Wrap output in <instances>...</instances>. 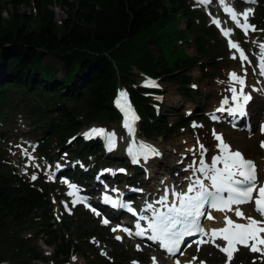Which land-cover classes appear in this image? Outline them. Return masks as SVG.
<instances>
[{
    "label": "trees",
    "instance_id": "obj_1",
    "mask_svg": "<svg viewBox=\"0 0 264 264\" xmlns=\"http://www.w3.org/2000/svg\"><path fill=\"white\" fill-rule=\"evenodd\" d=\"M31 3L34 14L19 12L20 7H30ZM55 4L66 11V18L60 24L50 9ZM261 4L253 24L264 33V2ZM6 6L11 7L7 19L2 16L8 11ZM203 17L192 10L187 0L0 3V144L9 136L7 121L12 120L20 103L32 109L29 115L37 134L41 135L37 142L43 155H49L47 152L54 143L57 148L63 147L62 143L69 137L73 139L69 147L74 146V155L84 159L92 156L101 161L102 145L83 141L76 134L94 122L117 124L112 100L120 86L127 89L140 114L141 134L159 137L166 130L171 131L167 117L172 115L173 108L159 114L155 110L158 103L153 99L157 91L138 87L135 81L142 77L173 83L184 100L198 104L196 91L187 86L188 74L196 67L205 73L209 64L214 70L220 57L214 46L218 43L217 34L212 27L202 25ZM188 43L196 47V56L189 58L183 54L174 61L167 59V54L179 50V44ZM47 58L56 60L60 68L46 65ZM202 59L207 61L202 63ZM32 98L41 106L32 107L28 101ZM196 114L199 116L201 112L196 110ZM52 115L56 116L53 120ZM179 123L186 126L183 119ZM34 186L0 165V231L6 222L20 224L44 210L40 220L41 226L46 227L42 233L47 244L56 247L53 264H62L76 253V245L45 223L52 220L46 211L48 203L41 193L34 191ZM83 235L87 237L90 233ZM21 251L28 263L46 260L33 248ZM4 253L0 248V264L10 259Z\"/></svg>",
    "mask_w": 264,
    "mask_h": 264
},
{
    "label": "rangeland",
    "instance_id": "obj_2",
    "mask_svg": "<svg viewBox=\"0 0 264 264\" xmlns=\"http://www.w3.org/2000/svg\"><path fill=\"white\" fill-rule=\"evenodd\" d=\"M9 1L11 0H0V3L4 4ZM66 1L73 2L74 0ZM196 1L187 0L194 10L200 12L201 9ZM260 1L264 0H254V4L258 5ZM32 8L33 3H31L30 7H20L19 12L30 15L33 13ZM10 9V6L5 7V10L9 11ZM50 9L53 11L55 21L58 24L66 18V11L61 5H52ZM247 9L249 10V8ZM212 10L213 13H220L223 16L220 9L212 7ZM8 11L2 14L5 19L10 16L11 10ZM239 11L241 13L243 9ZM204 20L202 25L209 26L208 20L206 18ZM226 21L227 28L233 31L237 40L244 46L249 57L253 60V56H257L256 48H259L264 43V33L249 29L251 37L246 38L245 35H239L234 26L227 19ZM250 25L253 26L251 22ZM180 28L183 29V25ZM259 34L261 35L259 36ZM180 46H178L179 50L174 51L172 54H167L168 60L174 61L176 58L183 56V54H186L189 58L196 56V47L191 43ZM214 46L220 56L215 62L216 66H213L215 69L213 70L209 64L206 65L205 73H202L200 68L196 67L188 74L190 82L187 86L192 90H196L195 99L198 104L193 105L192 102L184 100L179 95L175 84H167L163 81L157 82L160 89L153 93L155 96L153 99L155 103H158V108L155 110L162 114L167 109L173 108L174 112L167 117L168 125H172V127L171 131L166 130L159 137H147L141 133L139 134V132L137 133L138 127L136 122L134 123L135 135L131 136H135L138 141H142L139 145L148 147L153 154L151 161L143 162L138 160L140 161L139 165L134 162L132 164L128 157V152L130 151L127 150L129 137L126 136L128 134L122 135L114 122H94L90 127L82 128L76 134L83 140L89 141L94 139L93 134L91 136H86V134L92 133V130L97 128L103 130V135L97 139L103 148L101 161L92 156L84 159L76 154L74 155V146L69 147L67 142L64 143L65 140L62 143L63 147L57 148L54 143L50 152H47L49 155H43L37 144V140L40 139L41 135L37 134L34 127L35 124H32V117L29 115L32 109L17 103L15 115L12 116V120L7 121L8 127L6 129L9 136L5 142L0 144V165L17 177L33 181L35 185L34 191L41 193L46 199L48 203L46 211L53 220L50 222L45 221V223L49 226L52 225V230L64 236L66 241L72 240L76 245V253L68 264H150L151 253H147V250L151 249L153 252L154 249L140 245L141 250H138L135 246L136 243L133 241L117 242L115 235L112 233V227L103 226L97 218L92 217L90 214L76 211L72 215L67 214L62 208L64 201L60 199L62 192L58 189L59 186L48 185L40 175L39 169L42 163L43 167L52 160L56 167H67L77 171H84L90 177L92 175L97 177L100 173L99 177L107 179L104 174L115 175L120 177L115 178L113 181H118L121 185H124L125 179L128 178L132 183H135L132 186L137 185L141 188V186L147 185L145 188H155L154 186L160 182L158 179L167 174L162 167H165L164 164L171 166L172 159L182 147L190 144L195 147L197 145L211 147L215 140L214 134H220L224 138L223 142L228 143L232 149L241 152L243 156L256 163L261 180L262 182L264 181V165L261 164V159L264 157V147H262V144H264V128L261 127L264 122V106L261 97V86L256 82L255 67L254 65L249 67L242 63L236 54L227 48L219 36L218 43ZM206 61L207 59L201 60L202 63ZM44 63L57 69L60 68V64L52 58L45 59ZM231 74H235L239 80H242L244 90L249 89L250 93L255 96V101L250 108L252 111V131L250 134H246L242 128L231 130L227 127L225 121L212 119L213 115H215L213 113L214 108L218 105L221 97L228 96L233 90L242 87L241 83L231 79ZM58 77H62V72L58 73ZM148 81L145 78L137 77L135 83L138 87H144ZM120 91H123V89L120 88L118 93ZM28 101L34 108L41 106L37 99L32 98L28 99ZM198 105L200 106L198 107ZM196 110L198 113L199 111L202 113V119H205L206 123L203 120L201 122L193 119V115H198ZM55 118L56 116L52 115L50 119L53 120ZM181 119L185 121L186 126L179 123ZM177 123L178 125L175 126ZM37 127L38 125H36ZM108 137L117 139V146L112 151L107 150V145L104 144ZM68 139L69 137H67ZM197 148L199 151L202 147ZM157 153H159L158 157H156ZM60 157L62 158L61 160H59ZM127 157L131 165L142 167L134 169L135 167L129 165ZM105 168L107 170L104 171ZM118 168H124L127 174L125 172L123 174ZM153 169L156 173L154 176L157 178L154 180H152L153 176H151ZM170 173L176 172L170 170ZM167 177H169V174H167ZM242 210L245 212L244 217L255 218L258 215L254 212L251 204L243 207ZM43 212L44 210L37 211V217L20 224L6 222L5 228L0 231V248L5 252V258L10 259H6L1 264H52V262H55L52 258L54 246L51 247V250L45 247L47 245L46 235L42 231L46 226H41L42 220H40ZM229 218L235 221L240 220L233 213ZM241 220L247 221L245 219ZM85 232H89L90 235L88 237L84 236L83 233ZM41 234L43 239H41ZM90 236L95 237L88 239ZM28 248L35 249L46 260L39 259L28 263L26 256H23L21 251ZM50 253L53 254L50 255ZM186 254L187 257H182L178 260L193 261L194 264H221L223 261V255L216 244L202 245L198 249L188 250ZM11 258L13 261H11ZM168 263L173 264V261L161 260V264ZM231 264H264V253L252 252L249 247L243 248L235 252Z\"/></svg>",
    "mask_w": 264,
    "mask_h": 264
},
{
    "label": "snow or ice",
    "instance_id": "obj_3",
    "mask_svg": "<svg viewBox=\"0 0 264 264\" xmlns=\"http://www.w3.org/2000/svg\"><path fill=\"white\" fill-rule=\"evenodd\" d=\"M198 2L204 4L207 3V0H198ZM227 11L237 27H241L245 34H247L249 29L255 31L254 26L247 23V17L250 15V11L242 14L244 20L242 25L240 19L237 18L236 14L233 13L231 9ZM213 22L219 25V21ZM223 34L225 36L229 35L228 32H224ZM229 47L239 51L237 46L231 41H229ZM261 48L262 56H264V45H262ZM240 58L242 61L246 59L242 52H240ZM260 67L261 74H264V63H262ZM231 79L241 84L243 83L235 74H231ZM146 86L155 85L146 84ZM120 95L121 97L125 96L124 93ZM236 98L239 99L240 97ZM249 99L250 97H243L245 103H247ZM225 103H227V101H225ZM242 109L243 106L240 105L237 108L229 109V111L233 115L237 112L243 115ZM122 110L126 112V115L131 116L133 120L135 119L134 115L131 114V110L126 105L123 106ZM218 110L223 111L224 109L221 108ZM213 118L215 119V117ZM92 134L103 135L101 131L94 129L92 133H88L86 136H91ZM110 139L109 137V140ZM216 139L221 140L219 136H217ZM262 147H264V144H262ZM220 148L223 155L213 157L210 167L201 159L199 161L200 167L196 169V171L201 173L204 180L209 181V184L206 186L203 180L197 179L188 186L186 193L180 194L173 192L172 195L174 199L171 205H169L168 194L166 192L158 203L164 206L167 211L160 212L149 204L148 209H151L154 215L151 217L141 215L138 218L140 220H148V224L147 229H143L140 227V224L137 223L135 235L144 236L146 231H150L151 235L148 236V239L159 242L161 248L172 254L175 250H178V246L185 236L203 232L200 226V217L206 215V206L216 211H230L232 210V205L254 202L256 211L262 217L260 221L251 217H244L237 208L235 212L236 216L247 220V223H235L231 219L225 217L226 227L213 230L212 236L216 238L219 234V238L226 242V245L223 247L216 245L227 257L226 264H230L233 251L236 250L235 245L237 244L249 247L252 252L264 253V236L261 235L264 234V186L259 187L257 190L254 164L251 161L245 160L239 152H231L228 146L224 145L222 141ZM149 151L151 150L149 149ZM218 163H222L223 168H217L216 165ZM33 179H35V177H33ZM254 191L257 193L255 197L253 196ZM224 193H227V196H225ZM207 218L213 219L211 215H207ZM104 223L107 224L108 221L105 220ZM117 230L132 235L126 228L113 229V231ZM116 239L120 240L121 238L117 236ZM196 243H200V241H196ZM153 261L155 264V258H153Z\"/></svg>",
    "mask_w": 264,
    "mask_h": 264
},
{
    "label": "bare ground",
    "instance_id": "obj_4",
    "mask_svg": "<svg viewBox=\"0 0 264 264\" xmlns=\"http://www.w3.org/2000/svg\"><path fill=\"white\" fill-rule=\"evenodd\" d=\"M196 2L198 4V6L203 5V4L199 3L198 1H196ZM245 12H247V11L246 10H243L239 14L240 18H242V14L245 13ZM225 23H227V21H225ZM241 86L244 88V83H242ZM254 87H255V85H254ZM220 102L214 108V112L213 113H216V114L213 115V117H215V119H220V118L227 119L229 116H227V115L220 116V115L217 114V111L220 108ZM261 127L264 128V122L261 124ZM121 134L124 135V132L122 131ZM108 139H109V137L105 140V143H104L105 145L109 142V141H107ZM141 142L142 141H138L135 136H130L128 138V143L129 144H135V145L138 144L139 145ZM220 145H221V143H219L216 140H214L213 145L211 147L206 146L205 152H199L198 151V148H197V147H201V146H204V145H197L195 147L193 144H190V145H186V146L182 147L179 150V153H177V155L172 159V162H171L172 165L171 166H168V165L164 164L165 167L164 166L162 167V169L165 172H167V174H169V177H167V174H165L160 179H158V181H160L159 184H158L159 185L158 192L157 193H152V194H150V196L154 197L156 200H158V198H163V196L167 192L166 190L170 189V187H172L174 189L175 188H179V189L183 188V191H186L187 190V187L191 183L186 182V180H188V177H185L184 176V174H186L185 172H187L188 170H190L191 169V166L195 162L198 161L199 157H202L203 155L206 156L209 160H211L213 157L220 156V153L216 150V146H220ZM128 148H130V145L127 146V150H128ZM230 151L233 152L235 150H233L232 148H230ZM158 156H159V153H157V156L156 157H158ZM243 157H244L245 160H250V159L246 158L245 156H243ZM61 159L62 158L60 157L59 160H61ZM261 164L264 165V157L261 159ZM193 169L196 170V166H194ZM170 170H174L176 173H170ZM151 172L153 173L151 175V176H153L152 177V180L157 179L154 176L156 174L155 173V170L153 169ZM173 183H176L177 185L176 184H173ZM123 184H124L123 187L124 188H127L130 185H132L133 183L128 178H126ZM261 186H264V181L262 182V185ZM96 187L99 188V186H96ZM156 189L157 188H154V191L153 192H155ZM149 191H150V188H149ZM167 194H169V192H167ZM245 206H247V204L232 205L231 206V209L232 210H230V211L229 210H226V211L216 212L214 214V217H215V226L216 227H219L220 229H222L226 225V223H225V217L229 218V216L232 215V213L235 214L237 208L243 214V216H245V212H244V210H242V208L245 207ZM153 208H155V207H153ZM229 219H231V218H229ZM239 219H241V218H239ZM232 221L235 222V220H232ZM238 223H245V222H242V221L239 220ZM261 235L264 236V234H261ZM216 243H218V242H214V243L211 242V244H216ZM216 245H218V244H216ZM147 253H151V255H150V258H151L150 264H154L153 258H155V264H160V262H159L160 261V255L159 254H157L154 251L152 252L151 249H148L147 250ZM182 255H183V257H186L185 254H182ZM178 262H180L181 264H194L193 261H186L184 259L183 260H178V259L173 260V264H176ZM169 264H171V263H169Z\"/></svg>",
    "mask_w": 264,
    "mask_h": 264
}]
</instances>
